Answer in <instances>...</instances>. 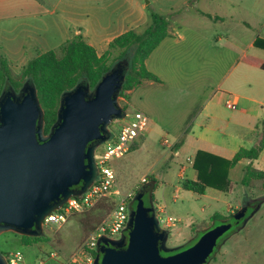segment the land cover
Segmentation results:
<instances>
[{"label":"crops","instance_id":"0c3cea01","mask_svg":"<svg viewBox=\"0 0 264 264\" xmlns=\"http://www.w3.org/2000/svg\"><path fill=\"white\" fill-rule=\"evenodd\" d=\"M157 2L0 0V55L7 61L27 62L34 57L36 50L54 49L76 37H81L97 51H105L108 44L121 34L128 31L142 33L150 23L151 12H160L162 8ZM165 7L166 36L143 61L144 69L153 73L158 81L140 80L127 90L125 98L127 106L133 104L129 109L131 112L140 110L149 117L145 133L134 140L137 144L130 150L157 135L160 140L166 136L173 143L171 148L163 144L169 155L178 159L183 153L184 161L176 162L175 179H163L167 173L163 176L153 171L145 173L153 178L150 179L153 206L159 215L164 213V217L175 218L173 224L163 223L161 227L167 230L166 246L176 247L183 243V239L195 237L202 229H193V226L209 220L213 213L227 215L233 207L237 208L234 204L239 199L242 206L244 202L256 199L252 197L248 183H242V179L247 164L254 170L264 171V148L252 161L240 159L226 165L230 179L227 190L207 187L198 194L186 188L184 182L197 179V171L192 166L197 151L229 161L239 148H250L261 137L264 70L247 65L241 58L250 55L264 60V49L254 45L256 38L264 39V0H183ZM187 12L193 15L195 22H185L189 18ZM217 26L221 30H217ZM200 74L207 78L216 77V87H211L212 83L208 82L203 83L202 90L192 88L198 84ZM183 84L187 88L184 90L186 94L177 102L178 105H190L182 109V118L174 121L175 114H170L171 110L162 112L169 120L166 123L179 125L170 138V131L160 124L159 113L153 111L149 103H132L130 98L135 94L142 100L146 92L160 87L165 89L162 101L169 103L175 90ZM200 91L207 92V95L201 102L191 103L198 98ZM227 101L232 102L234 108L228 107ZM114 172L117 180V170ZM116 185L121 189L118 181ZM262 207L264 197L242 227L221 246L218 254L221 259L216 257L215 264L228 262L227 257L232 251L230 246L237 241L235 237L241 238L255 219L264 221V212L260 213Z\"/></svg>","mask_w":264,"mask_h":264},{"label":"water","instance_id":"95a60500","mask_svg":"<svg viewBox=\"0 0 264 264\" xmlns=\"http://www.w3.org/2000/svg\"><path fill=\"white\" fill-rule=\"evenodd\" d=\"M123 79L119 64L103 76L93 93L88 86L78 85L64 94L57 124L47 135L35 88L22 97L4 95L0 100V231L37 235L47 213L92 183L97 172L95 148L108 139V123L125 112L115 95ZM144 192L139 189L134 196L128 233L117 240L102 237L94 264L206 263L232 222L222 221L203 231L190 246L162 255L161 251L172 250L166 246L167 230L160 226L152 203L145 205ZM246 211L247 205L242 206L233 219L238 221ZM0 264H6L1 252Z\"/></svg>","mask_w":264,"mask_h":264},{"label":"rangeland","instance_id":"374dc122","mask_svg":"<svg viewBox=\"0 0 264 264\" xmlns=\"http://www.w3.org/2000/svg\"><path fill=\"white\" fill-rule=\"evenodd\" d=\"M158 1L159 3L157 2V5L162 6V8H160V12L157 13L167 15V13L165 12V6L170 5L175 1L182 2L183 0ZM189 2H191V0H189ZM189 12L192 13V9H190ZM190 13L187 12V14H189V18L185 21L189 24L190 22H195L196 20ZM216 29L221 30V27L217 26ZM203 30L205 29L203 28ZM66 44L67 42L63 45L56 46L54 49H51L55 51V54L57 55L56 57H62L63 49ZM94 50L96 53V59L94 61L95 69L100 68L102 65L113 67L116 61L115 57H117V53L119 52L118 48L108 51H106V49L102 52L100 50ZM255 50L256 49H252V51ZM46 51L48 50L38 49L34 52V57L39 54H46ZM142 60V56L136 55L134 56V58H128V60L123 61L124 66H127V74H125L124 76L125 84L117 95L116 100L118 106L123 108L125 112H131L129 109H132L133 104H131V106H127L125 97H127V90L132 87V79L136 77L135 71L142 70ZM130 61L132 62V64L130 63ZM27 62L7 61V70L12 80V89L14 90V92H17V90L20 89L22 85L26 83L25 77L23 76V69L24 67H26ZM62 66L63 64L61 63V67ZM156 67L159 71V63ZM53 69L49 72V74H47L43 87L39 89L36 88V95L43 109L42 116L47 115L46 110L52 112L53 108L55 107L56 110V108H58L57 106L59 105V99H56L54 94L52 95L53 91L51 89V84H53L59 79L58 73L55 71V69ZM66 71L68 73H72L73 68H71L70 65H67ZM217 80L218 79L216 77L211 76L210 78H207L200 74L198 78V84H196L195 87L192 88L202 90L204 88L203 83L208 82L212 83L211 87L214 88L217 85ZM179 82L180 80L179 78H177V83ZM126 84L127 86H125ZM88 87L89 92H92L93 83L90 82ZM156 88L157 89H155V91L153 92H146V96H144L142 100L138 99L135 94L131 96L130 100L132 101V103H149L151 105L152 110L156 111V113H159V121L161 126L170 131L169 137L172 138V134L175 133L174 130L178 129L179 125L166 123L169 120L162 115V112L171 110L172 113L170 114H175L173 120H180V118H182L181 114L184 111L182 109L184 107H188L190 104L186 103L184 104V106L183 104L178 105L179 103L177 101L185 97L186 93H184V90H186L187 88L184 84L178 86V89L174 88L173 90L176 89L177 91L175 90L173 97L171 98V100H169V103H165L164 101H162L161 96L165 89L163 90V88L160 87ZM206 95L207 92L199 93L198 98H194L191 103H197L198 101L201 102ZM166 106H169L171 109H167ZM121 122L122 120L118 118L113 119L110 123H108L107 128L109 132L114 134L117 133L120 127L119 124ZM136 144L133 143L132 148L136 146ZM137 148L133 151L129 150L122 157L113 158L111 160L112 167L117 170L116 181H118L121 189H118L116 185L115 189L118 190L119 193H111L108 197L105 198L112 200L114 202V205L121 196L130 195L133 197L134 200L136 192L142 186L140 178H142V175H144L145 173L153 171V173L158 172L162 176L167 173L163 179H175V173L177 170L176 162H178V160L184 161L183 153H181L178 159L169 155L170 153H167L165 151L166 147L163 145L162 140H160V137L157 138V135H152L151 137H149V140L145 141L143 144L139 143V146ZM97 149H99V146L96 148V150ZM144 176H148L149 178L150 175L145 174ZM262 182V179L255 177L251 178L248 181L249 188L251 189L250 191L252 192V197L258 198L264 195ZM135 184L136 186L133 187ZM152 190L153 189L144 192L143 200L145 202V205H149L150 202L153 203ZM135 204L136 202L133 203V205ZM234 206H237V208L233 207V211L238 208H241V199H239L238 202L236 201ZM108 207L109 203L106 200L101 201V203H95L91 208L83 212L72 213L68 217V219L60 226L42 227L39 233L34 236L21 234L20 232L11 229L0 231V252L5 255L9 252L19 250L23 253L25 264H59L60 261L67 258L80 244H82L90 236L93 231L91 229L97 224L98 219H100L98 222L99 224L110 212H104ZM261 212H264V207H262L260 213ZM229 213H227V215L225 216L227 217ZM160 216L164 218L165 214L162 213ZM220 221L221 220L214 221L215 225L221 223ZM210 223V220H207L201 222L200 224H195L193 226V229H204L208 227ZM248 228L249 229L245 231L241 238L235 237V240L237 241H234L233 244L230 246L232 247V251L227 257L228 262L226 264H264V221H257L255 219L254 223H252V225L250 224ZM126 233H128V230L125 231V234ZM236 236H240V234H237ZM245 236L246 238H244ZM193 238L194 236H189L183 239V243L181 245L187 243ZM217 250L218 251L214 254L213 258L204 264H215L214 261L216 260V257L218 259H221L220 255H218L220 253L221 246H219Z\"/></svg>","mask_w":264,"mask_h":264},{"label":"trees","instance_id":"16d2710c","mask_svg":"<svg viewBox=\"0 0 264 264\" xmlns=\"http://www.w3.org/2000/svg\"><path fill=\"white\" fill-rule=\"evenodd\" d=\"M167 25H168V20L165 15L156 12H151L150 23L142 33L128 31L114 38V40L108 44L106 50V51L113 50L115 48L119 49L118 50L119 52L117 53V57H115L116 61L113 67L102 65L100 68L95 69L94 67V61L96 59L95 50L81 37H76L67 42L66 46L63 49V55L61 58L56 57L57 55L55 54V51L50 49L46 51V54H39L36 57L30 59L27 62L26 67H24L23 69V76L25 77L26 84L35 88V90L36 88L39 89L43 87L47 74H49V72L53 68L58 73V77H59V79L56 82L51 84V89L53 91L52 95L54 94L56 99H59V105L57 106L58 108H56V110L54 107L52 112L46 110L47 115L42 116L44 135L49 134L52 127L57 124L58 121L57 115L59 111V106L64 94L74 90L78 85L89 86L90 82L93 83V89H92V93H93L96 85L100 82L103 76L106 73L110 72L119 64L122 65V75L125 76V74H127L126 72L127 66H124L123 61L128 60V58H134V56L136 55L142 56L143 59L142 61H144V59L147 58L149 53L158 45L161 39H163L166 36ZM254 45L264 49V39L256 38L254 41ZM131 61L130 63L132 64ZM241 61L252 67L264 70L263 59L250 55H245L241 58ZM61 63L63 64L62 67H61ZM7 65H8L7 60L0 55V98L4 94V91L8 90V88L12 86V80L9 76ZM67 65H70V67L73 68L72 73H68L66 71ZM135 76L136 77L132 79L133 80L131 83L132 86L142 79L158 81V78L153 73L148 72L147 70L144 69L143 64L141 71L140 70L135 71ZM124 84L125 83L123 79L121 87L115 92L116 96L119 94ZM125 86H127V84ZM42 113H43V109H42ZM260 131H261V137L256 144H254L250 148H243V147L239 148L238 151L233 156V158L229 161H226L223 158L214 156L205 151H201V150L197 151L194 154L192 160V166L197 171V179L185 181L184 186L188 189L195 191L198 194H202L205 188L207 187H212L219 190H227L230 185V179L228 177V173L225 168L226 165L234 164L240 159H246L252 161L258 158L262 149L264 148V120H262L260 123ZM175 149L176 146L174 145V150ZM253 177L262 179L263 181L262 187L264 192V171L254 170L250 164H247L245 166V172H244V177L242 179V183L244 184L248 183V181ZM150 179L151 180L153 179L151 175L149 176V182L143 184L140 188L141 190L149 191L152 189V182ZM77 188H79V186ZM263 197H259L244 202L243 206L247 205V211L245 215L238 221H235L233 219V213H235L238 209L229 213L227 217L219 213H213L209 218L211 222L210 225L200 230L199 233L193 239L180 246H176V247L167 246L169 248H172V250L168 252L161 251V254L168 255L190 246L197 240V238L202 234L203 231L213 227L215 225L214 221L216 220H221L220 222L222 221L232 222L231 227L218 238L217 245L215 246V248L207 258L206 261L207 263L209 260L213 258L214 254L218 251L217 250L218 247L222 246L233 233L237 232L242 227L244 223V219L248 218L251 211L257 208L259 203L263 201ZM103 200H106L109 203V207L104 211L105 213H107L114 207V202L107 198L105 199L102 198L98 202L101 203V201ZM133 203H135L134 200ZM150 204L151 202L149 203V205ZM99 220L100 219H98L97 224ZM95 226L91 230H93Z\"/></svg>","mask_w":264,"mask_h":264},{"label":"built area","instance_id":"2783aa9c","mask_svg":"<svg viewBox=\"0 0 264 264\" xmlns=\"http://www.w3.org/2000/svg\"><path fill=\"white\" fill-rule=\"evenodd\" d=\"M226 105L234 108L232 102L227 101ZM120 120L122 122L119 124L118 132L115 134L110 132L108 139L97 145L99 149H95L94 160L97 172L92 183L84 192L71 195L64 203L47 213L42 219V227L60 226L72 213L83 212L111 193H119L115 189L116 175L111 160L122 157L131 149L134 140L145 133L149 117L140 110H134L124 112ZM162 143L168 148L173 146L166 136L163 137ZM148 182V176L141 178L142 185ZM132 204V196H121L105 218L93 229L90 236L59 264H94L102 237L117 240L125 234ZM154 209L160 226L162 223L173 224L175 222V218L171 216L162 218L157 209L155 207ZM3 257L6 264H25L23 253L19 250L9 252Z\"/></svg>","mask_w":264,"mask_h":264},{"label":"flooded vegetation","instance_id":"af4514ba","mask_svg":"<svg viewBox=\"0 0 264 264\" xmlns=\"http://www.w3.org/2000/svg\"><path fill=\"white\" fill-rule=\"evenodd\" d=\"M30 87H31V86H29V85H27V84L25 83L24 85H22V87H21L20 89L17 90V92H14V90L12 89V86H10V87L8 88V90H5V91H4V94L2 95V97L0 98V100H1V99L4 97V95H5L6 93H8V92H9L11 95H14V94H17V93H18V95H19L20 97H22L23 94L26 93V91H28ZM94 142H95V141H94ZM95 149H96V148H95ZM78 186H80V184L73 186V188H74V189H78V188H77Z\"/></svg>","mask_w":264,"mask_h":264}]
</instances>
